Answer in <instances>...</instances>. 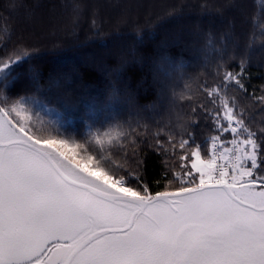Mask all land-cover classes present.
I'll list each match as a JSON object with an SVG mask.
<instances>
[{"label":"trees","instance_id":"1","mask_svg":"<svg viewBox=\"0 0 264 264\" xmlns=\"http://www.w3.org/2000/svg\"><path fill=\"white\" fill-rule=\"evenodd\" d=\"M22 52L28 55L0 75V106L48 107L52 120L40 117L50 133H37L82 144L116 175L136 171L139 159L153 192L165 190L183 154L150 147L155 134L179 139L198 119L191 147L206 154L215 133L199 107H212L203 88L223 89V72L239 71L241 61L245 90L230 84L224 91L250 129L264 127L256 100L264 95V0H0V60ZM73 56L72 65L58 64ZM160 63L173 68L161 101ZM171 105L178 120H162Z\"/></svg>","mask_w":264,"mask_h":264},{"label":"snow or ice","instance_id":"2","mask_svg":"<svg viewBox=\"0 0 264 264\" xmlns=\"http://www.w3.org/2000/svg\"><path fill=\"white\" fill-rule=\"evenodd\" d=\"M27 55L0 60V75ZM244 74L241 61L223 89L203 88L206 154L191 147L198 119L179 139L155 134L150 147L183 153L155 192L139 159L116 175L82 144L37 133L19 102L0 106V264H264V127L250 129L224 91H244Z\"/></svg>","mask_w":264,"mask_h":264},{"label":"rangeland","instance_id":"3","mask_svg":"<svg viewBox=\"0 0 264 264\" xmlns=\"http://www.w3.org/2000/svg\"><path fill=\"white\" fill-rule=\"evenodd\" d=\"M209 45L207 44V47L205 48V51L208 53L210 48H208ZM232 47L229 46V50L231 49ZM75 59V56H73L72 58H68L64 61H60L58 62L59 65H72L73 61ZM164 58H161L160 60H163ZM198 60L203 62V65H204V62L206 60V57L203 56V55H199L198 57ZM63 63V64H62ZM172 65L171 63H160L159 66L157 67V70H156V73H157V81L160 82L161 86H162V93H163V96L161 97L160 101L162 100L163 97H166L168 96V92L166 91V88H167V84L166 83H171L172 81H170L171 78H173L171 76L170 73H172ZM181 75V74H180ZM179 75V77H180ZM173 83V82H172ZM172 99V97H171ZM19 102L20 104L23 105L24 109L27 111V113L29 114L30 116V125L31 127L35 130V131H38L39 133L40 132H43V133H50L49 130H46V127H44L43 125V118L44 117H49V119L52 120L51 116L53 115V112L47 107H40V106H36V109H35V112H34V108L31 107V102L29 100H21V101H17ZM17 102H14L12 103L11 105L9 106H13L15 105ZM42 111L46 114V116H43L40 117V113H42ZM162 120L166 121V120H172L173 121H177L178 118H177V111H175V108L171 105L169 106V108L163 113V116L161 117ZM180 120V118H179ZM227 140V139H226Z\"/></svg>","mask_w":264,"mask_h":264}]
</instances>
